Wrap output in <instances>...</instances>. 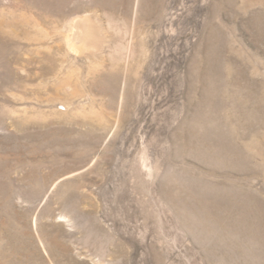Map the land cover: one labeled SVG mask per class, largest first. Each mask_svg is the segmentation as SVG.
<instances>
[{"label":"rangeland","instance_id":"1","mask_svg":"<svg viewBox=\"0 0 264 264\" xmlns=\"http://www.w3.org/2000/svg\"><path fill=\"white\" fill-rule=\"evenodd\" d=\"M0 264H264V0H0Z\"/></svg>","mask_w":264,"mask_h":264},{"label":"bare ground","instance_id":"2","mask_svg":"<svg viewBox=\"0 0 264 264\" xmlns=\"http://www.w3.org/2000/svg\"><path fill=\"white\" fill-rule=\"evenodd\" d=\"M77 29H78V28H77ZM81 32H82V31H81ZM75 34H76V35H75ZM75 34H74L73 37H70L71 40L75 41V39H77V40H78L79 38H82V39H83L82 35H80L79 33H78V34L75 33ZM70 42H71V41H70ZM71 45L73 46V45H76V44H75V43H73V44L71 43ZM76 47H77V46H76ZM72 48H73V47H72ZM75 51L77 52V49H75ZM35 93H36V92H35Z\"/></svg>","mask_w":264,"mask_h":264}]
</instances>
